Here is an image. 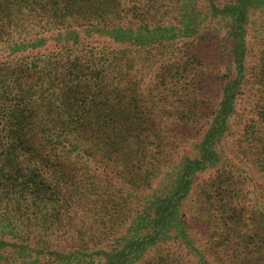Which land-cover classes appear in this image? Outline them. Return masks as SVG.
<instances>
[{
  "label": "rangeland",
  "instance_id": "1",
  "mask_svg": "<svg viewBox=\"0 0 264 264\" xmlns=\"http://www.w3.org/2000/svg\"><path fill=\"white\" fill-rule=\"evenodd\" d=\"M235 1L177 0L175 73L133 61L135 96L126 103L131 121L119 128L123 135L92 157L86 145H70L62 166L42 172L51 189H36L41 199L30 198L24 215L35 232L17 240L20 249L4 248L0 264L264 261V3L248 12L245 78L215 145L219 162L196 170L190 190L181 185L192 161L211 158L201 147L224 87L237 77L232 18L223 8ZM119 151L126 166L112 163ZM40 229L48 230L49 246L33 240Z\"/></svg>",
  "mask_w": 264,
  "mask_h": 264
},
{
  "label": "trees",
  "instance_id": "2",
  "mask_svg": "<svg viewBox=\"0 0 264 264\" xmlns=\"http://www.w3.org/2000/svg\"><path fill=\"white\" fill-rule=\"evenodd\" d=\"M256 3L264 1L223 6L232 18L237 77L224 87L218 117L201 147L211 158L192 161L182 188L190 190L196 170L219 162L215 145L245 78V24ZM100 38L108 42L98 44ZM177 38V0H0L1 253L20 249L23 242L17 240L35 232L24 215L30 198L41 199L36 189H51L43 171L71 156L70 145H86L92 157L123 135L119 128L131 121L126 103L135 96L133 61L143 58L158 71L175 73ZM135 138L142 144V133ZM121 159L119 151L112 163ZM65 174L63 169L59 178ZM46 230L35 234V243L50 245Z\"/></svg>",
  "mask_w": 264,
  "mask_h": 264
}]
</instances>
